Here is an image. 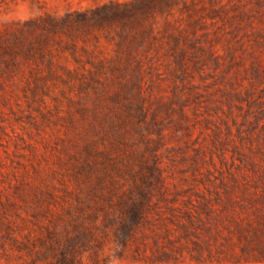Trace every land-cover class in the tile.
<instances>
[{"label":"rangeland","instance_id":"rangeland-1","mask_svg":"<svg viewBox=\"0 0 264 264\" xmlns=\"http://www.w3.org/2000/svg\"><path fill=\"white\" fill-rule=\"evenodd\" d=\"M0 264H264V0H0Z\"/></svg>","mask_w":264,"mask_h":264},{"label":"clouds","instance_id":"clouds-1","mask_svg":"<svg viewBox=\"0 0 264 264\" xmlns=\"http://www.w3.org/2000/svg\"><path fill=\"white\" fill-rule=\"evenodd\" d=\"M39 15L40 13L38 9L29 11L27 13L23 12L19 7L5 9L0 11V25L26 23L30 20L38 18ZM122 251L123 245L121 244L120 240L114 241L107 251L105 257L107 264H124V261L121 258Z\"/></svg>","mask_w":264,"mask_h":264}]
</instances>
